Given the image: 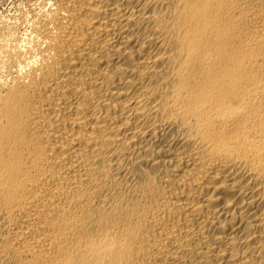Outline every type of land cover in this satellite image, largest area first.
Listing matches in <instances>:
<instances>
[{
	"label": "bare ground",
	"instance_id": "1",
	"mask_svg": "<svg viewBox=\"0 0 264 264\" xmlns=\"http://www.w3.org/2000/svg\"><path fill=\"white\" fill-rule=\"evenodd\" d=\"M21 2L0 264H264V0Z\"/></svg>",
	"mask_w": 264,
	"mask_h": 264
},
{
	"label": "rangeland",
	"instance_id": "2",
	"mask_svg": "<svg viewBox=\"0 0 264 264\" xmlns=\"http://www.w3.org/2000/svg\"><path fill=\"white\" fill-rule=\"evenodd\" d=\"M22 0H0V17L5 16L9 18H13L11 16H18L20 4L22 5ZM24 1V0H23ZM20 3V4H19ZM16 4V5H15ZM20 6V7H19ZM19 7V8H18ZM18 9V10H17ZM18 13H17V12ZM17 13L16 15H14ZM8 15V16H7Z\"/></svg>",
	"mask_w": 264,
	"mask_h": 264
}]
</instances>
